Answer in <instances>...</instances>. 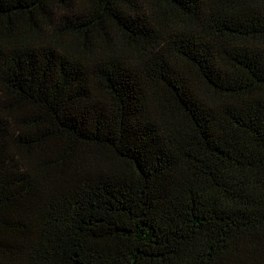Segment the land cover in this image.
Masks as SVG:
<instances>
[{
	"label": "trees",
	"instance_id": "16d2710c",
	"mask_svg": "<svg viewBox=\"0 0 264 264\" xmlns=\"http://www.w3.org/2000/svg\"><path fill=\"white\" fill-rule=\"evenodd\" d=\"M0 264H264V0H0Z\"/></svg>",
	"mask_w": 264,
	"mask_h": 264
}]
</instances>
